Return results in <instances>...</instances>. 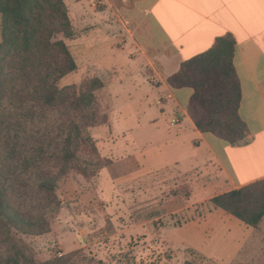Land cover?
Listing matches in <instances>:
<instances>
[{
    "label": "crops",
    "instance_id": "crops-1",
    "mask_svg": "<svg viewBox=\"0 0 264 264\" xmlns=\"http://www.w3.org/2000/svg\"><path fill=\"white\" fill-rule=\"evenodd\" d=\"M78 5V39L89 36L93 44L91 53L80 54L78 66H91L93 77L105 84L102 102L109 104V123L96 142L110 165L99 179L117 191L122 183L137 187L142 200L143 188L156 181L155 211L161 217L205 204L204 216L192 222L216 215L231 220L211 200L264 180V0H82ZM228 36L235 41L240 117L249 130L236 146L200 132L188 112L193 90L168 84L183 63ZM170 179L177 196L168 194Z\"/></svg>",
    "mask_w": 264,
    "mask_h": 264
},
{
    "label": "trees",
    "instance_id": "trees-1",
    "mask_svg": "<svg viewBox=\"0 0 264 264\" xmlns=\"http://www.w3.org/2000/svg\"><path fill=\"white\" fill-rule=\"evenodd\" d=\"M0 18V264H105L78 251L39 263L21 238L51 233V215L63 206L56 192L72 170L94 177L110 164L86 157H100L92 131L109 120L96 96L105 84L59 88L78 69L64 0H0ZM234 56L233 38H221L168 79L173 89L193 90L188 112L197 129L232 146L249 133ZM211 203L256 229L264 221V180Z\"/></svg>",
    "mask_w": 264,
    "mask_h": 264
},
{
    "label": "rangeland",
    "instance_id": "rangeland-1",
    "mask_svg": "<svg viewBox=\"0 0 264 264\" xmlns=\"http://www.w3.org/2000/svg\"><path fill=\"white\" fill-rule=\"evenodd\" d=\"M64 1L75 33V38L67 44L79 65L80 54L93 50L92 38L78 39V2L82 0ZM63 39L59 35L54 41ZM1 40L0 18V43ZM93 79L98 78L93 77L91 66L82 64L59 82V88L76 87L86 91ZM102 90L97 91L96 96L99 108L109 118V104L102 102ZM108 123L109 120L92 131L95 141L100 139L98 132ZM122 150L124 153L125 149ZM86 157L101 163L110 162L103 159L101 153V158L94 154H86ZM93 170L97 171L90 168V172ZM100 172L91 177L76 168L72 170L58 186L56 193L63 206L51 215V233L21 237L39 263L78 251L105 264H185L187 261L195 264H264V221L256 229L246 227L232 216H228L231 220L216 215L208 221L192 222L204 216L202 208H206L205 204L194 212L161 217L155 211L158 202L156 181L143 188L147 198L142 200L137 187L122 183L117 191L116 186L99 179ZM175 184L171 179L168 182L170 196L179 194ZM142 223H147L143 229L128 231ZM81 229L84 230L81 232Z\"/></svg>",
    "mask_w": 264,
    "mask_h": 264
},
{
    "label": "built area",
    "instance_id": "built-area-1",
    "mask_svg": "<svg viewBox=\"0 0 264 264\" xmlns=\"http://www.w3.org/2000/svg\"><path fill=\"white\" fill-rule=\"evenodd\" d=\"M173 98V96H172V94H169L168 95V99H172ZM178 123V120H173L172 121V125H176Z\"/></svg>",
    "mask_w": 264,
    "mask_h": 264
}]
</instances>
